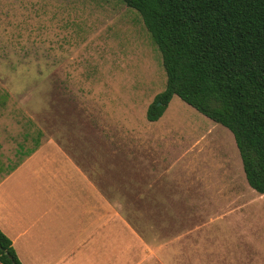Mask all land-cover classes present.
<instances>
[{
	"label": "rangeland",
	"instance_id": "374dc122",
	"mask_svg": "<svg viewBox=\"0 0 264 264\" xmlns=\"http://www.w3.org/2000/svg\"><path fill=\"white\" fill-rule=\"evenodd\" d=\"M165 86L159 49L121 0H0V181L37 149L25 177L58 164L47 151L56 141L87 169L103 167L111 214L159 258L182 228L231 243L234 216L203 187L230 170L247 182L233 134L176 95L149 121ZM255 196L243 227L261 232L264 196Z\"/></svg>",
	"mask_w": 264,
	"mask_h": 264
},
{
	"label": "crops",
	"instance_id": "0c3cea01",
	"mask_svg": "<svg viewBox=\"0 0 264 264\" xmlns=\"http://www.w3.org/2000/svg\"><path fill=\"white\" fill-rule=\"evenodd\" d=\"M47 143L53 144L47 151L59 156L58 164L39 166L25 177L21 168L42 150L37 149L0 181V229L22 264H264V231L243 227L249 206L261 199L255 194L264 193L242 177L237 181L235 172L228 171L225 180H206L203 187L223 215L234 216L231 243L206 244L199 235L204 229L182 228L159 258L158 246L136 242L121 215L111 214L103 167L87 169L56 141ZM8 181L12 185L4 188Z\"/></svg>",
	"mask_w": 264,
	"mask_h": 264
},
{
	"label": "trees",
	"instance_id": "16d2710c",
	"mask_svg": "<svg viewBox=\"0 0 264 264\" xmlns=\"http://www.w3.org/2000/svg\"><path fill=\"white\" fill-rule=\"evenodd\" d=\"M121 1L139 13L166 74L147 119L178 96L231 131L247 183L264 193V0ZM0 263L22 264L1 229Z\"/></svg>",
	"mask_w": 264,
	"mask_h": 264
}]
</instances>
